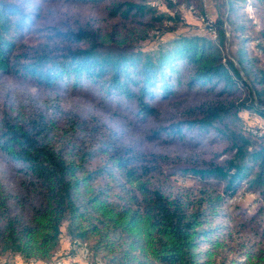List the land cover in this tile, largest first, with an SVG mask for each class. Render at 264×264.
<instances>
[{"label": "trees", "instance_id": "trees-1", "mask_svg": "<svg viewBox=\"0 0 264 264\" xmlns=\"http://www.w3.org/2000/svg\"><path fill=\"white\" fill-rule=\"evenodd\" d=\"M248 2L263 13L264 0H226L213 38L177 33L144 49L167 33L149 0H33L41 20H52L45 3L103 11L55 19L48 55L19 0H0V257L50 264L66 237L90 264H264V228L225 206L240 189L264 200V134L243 127L245 113L264 117V45L259 56L244 45ZM130 127L138 143H126Z\"/></svg>", "mask_w": 264, "mask_h": 264}, {"label": "rangeland", "instance_id": "rangeland-1", "mask_svg": "<svg viewBox=\"0 0 264 264\" xmlns=\"http://www.w3.org/2000/svg\"><path fill=\"white\" fill-rule=\"evenodd\" d=\"M150 4L152 1H158L159 5H153L155 7V11L157 13H164L167 15V18H164L163 30L167 32L163 34L162 32L153 31L151 33L150 39L146 40L142 43V48L144 49H152L154 48L157 43H161L162 41L172 37L177 33H196V34H204L208 35L212 38L214 37L213 31L209 30V26H211L214 30L213 24L214 20L217 18L225 19L226 15V0H203L204 1V9L205 12L201 13L195 6L188 5L185 0H149ZM43 7L46 8L47 15L52 19H59L64 18L67 16H77L79 19H83L89 16H99L103 14L101 6H75V5H68V4H43ZM248 17H252L254 19L253 24L254 28L252 27V23L246 21L245 23L246 29L244 31V36L246 37V41L244 45L247 48L249 53H254V55H260L259 46L261 44L264 45V37L261 35V31L264 32V11L258 17L254 14V8L247 3L245 10H244ZM49 18V19H50ZM171 18V19H169ZM263 18V19H262ZM169 29V30H168ZM171 29V30H170ZM174 29V30H173ZM226 35L228 36L229 28L225 26ZM161 31V30H160ZM163 34V35H162ZM215 39V38H214ZM236 49L234 40L231 41L230 37H228L227 44L225 45V52L229 56H232L233 51ZM231 53V54H230ZM263 58L264 56L260 55ZM264 65V63H263ZM76 102L83 103L84 105H89V107L100 113L105 119H107L111 126L115 127L118 130L124 129L123 126L112 120L110 117L109 111H103L99 107L93 106L89 101L88 103L79 98L76 99ZM111 109V108H110ZM112 111V110H111ZM124 114V111H123ZM245 118L249 119L250 123L243 125L246 132H250L252 135L261 136L264 134V117L260 116L257 112L250 111L245 113ZM254 124L255 126L250 127V125ZM129 128L127 133L124 135L126 143L134 144L135 140L137 143L139 140V130ZM138 146H141L146 151H160L164 150L162 146L155 144L154 142H141ZM170 149L179 150V148L172 147ZM168 150V149H167ZM170 153V152H169ZM171 154V153H170ZM179 181L183 183H191V178H183L181 176L177 177ZM225 206L227 211L232 213L235 217L237 222L245 221L247 226L249 225L253 230L261 233L264 228V200L259 195L258 192H254L251 190L240 189L236 192L235 195L227 197L225 200ZM250 220V221H248ZM249 223V224H248ZM63 244H61V248ZM60 248V250H61ZM63 251H71V247L64 246L62 248ZM81 250V249H80ZM80 250L76 252V256L78 254L79 262L82 264H90L89 261L86 259L81 258ZM58 253L54 256V259L50 264H61V258ZM77 263V262H76ZM0 264H45L41 261L32 262L31 259L29 261L22 260L18 255L15 256H2L0 257ZM75 264V262H72Z\"/></svg>", "mask_w": 264, "mask_h": 264}, {"label": "clouds", "instance_id": "clouds-1", "mask_svg": "<svg viewBox=\"0 0 264 264\" xmlns=\"http://www.w3.org/2000/svg\"><path fill=\"white\" fill-rule=\"evenodd\" d=\"M20 12L19 20L20 23L31 29L43 30L42 38L38 39L37 48L42 50L48 55H52L55 49L58 47V40L54 33L49 29L56 23L54 20H41L38 13L33 6V0H19ZM48 37H51L49 39Z\"/></svg>", "mask_w": 264, "mask_h": 264}, {"label": "crops", "instance_id": "crops-1", "mask_svg": "<svg viewBox=\"0 0 264 264\" xmlns=\"http://www.w3.org/2000/svg\"><path fill=\"white\" fill-rule=\"evenodd\" d=\"M61 244H63L62 248H64V246H68V247H71L72 249V246L70 245V242L66 237H62ZM62 248L61 250L57 252L58 255L60 256L59 258H61V264H72V262H75V264H82V262H79L80 260L78 258V254L76 256V252L78 250H75L74 252H71V251L66 252V251H63Z\"/></svg>", "mask_w": 264, "mask_h": 264}, {"label": "built area", "instance_id": "built-area-1", "mask_svg": "<svg viewBox=\"0 0 264 264\" xmlns=\"http://www.w3.org/2000/svg\"><path fill=\"white\" fill-rule=\"evenodd\" d=\"M152 4L153 5H159V2L158 1L157 2L156 1H152ZM212 31H213V34H215L214 30H212ZM80 249H81L80 250V256H81V258L86 259L87 258V255H88V251H87L86 247L85 246H82ZM31 261L32 262H38V260H35V259H31ZM41 263H43V262H41ZM95 264H103V263L101 261H97Z\"/></svg>", "mask_w": 264, "mask_h": 264}]
</instances>
